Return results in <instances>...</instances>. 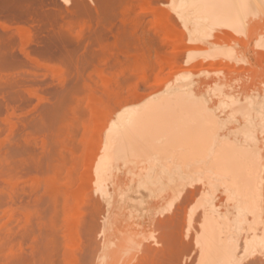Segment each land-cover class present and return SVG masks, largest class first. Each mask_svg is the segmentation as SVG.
Wrapping results in <instances>:
<instances>
[{"label":"rangeland","instance_id":"obj_1","mask_svg":"<svg viewBox=\"0 0 264 264\" xmlns=\"http://www.w3.org/2000/svg\"><path fill=\"white\" fill-rule=\"evenodd\" d=\"M168 1L0 0V264H264V16L235 34L206 20L200 1L172 0L173 12L191 13L185 31ZM92 95L112 117L144 104H201L213 136L255 168L253 187L231 189L207 158L154 153L94 173L112 181L101 200L82 180ZM56 100L68 104L57 107L63 115V103L49 107ZM206 218L226 262L206 254Z\"/></svg>","mask_w":264,"mask_h":264},{"label":"bare ground","instance_id":"obj_2","mask_svg":"<svg viewBox=\"0 0 264 264\" xmlns=\"http://www.w3.org/2000/svg\"><path fill=\"white\" fill-rule=\"evenodd\" d=\"M191 1H200L201 2V4L198 7V11L202 14H205V16H207L206 20L210 21L211 23H213L215 25L223 26V27L227 28L229 30V32H232L235 34H242V35L245 34V32H247V30L249 29L248 28L246 30V28L251 22L255 21L257 18L264 16V0H191ZM164 4L163 5H164V8H166V10H167V8H169V10H171V12H173L174 2L172 0H170V1H168V3H164ZM165 6H167V7H165ZM185 9H186V7L183 6V7L179 8V11L177 13H175V12H173V13L176 15L178 21L180 22V24L182 25V27L186 31V25H187L186 18H189L191 13L184 12ZM163 10L164 9L162 8V11ZM49 13H51V12H49ZM56 15L57 14H55V16ZM49 16H51V15H49ZM161 16H162L161 17V19H162L163 15H161ZM158 17H159V15H158ZM55 23L57 24V22H55ZM254 25L252 26L253 28L256 27V26L254 27ZM257 26H258V23H257ZM255 30H257V28ZM259 33L261 34V32H259ZM178 35H177V37H178ZM59 44H61V43H59ZM63 51L66 52V50H63ZM63 56H64V54H63ZM62 58H64V57H62ZM66 59L67 58H65V60ZM68 62H69V60H68ZM79 63H80V60H79ZM4 64L5 63H3V65ZM9 65H10V63H9ZM73 66L74 65L72 64V66L69 65L68 66L69 68L68 67L67 68L73 71V68H72ZM1 68L4 70V68H6V66H4V68L3 67H1ZM1 68H0V70H1ZM79 68H81V67L79 66ZM76 69H78V68H76ZM56 71H58V69H56ZM18 82H19V80L17 81V83ZM80 84L81 83H79V85ZM16 86H17V84H16ZM11 87H12L11 89H13V86H11ZM7 88L10 89V87H7ZM7 88H6V90H7ZM9 89H8V91H9ZM79 90H80V88H79ZM62 92L64 93V91H62ZM19 93L21 94V92H19ZM63 93H62V95H63ZM10 94H11V91H10ZM65 94L67 95V93H65ZM65 94H64L63 98L66 97ZM11 96H12V94H11ZM60 96H59V98L62 97V96L61 97ZM88 96H89V94H88ZM13 97H14V95H13ZM7 98H8V96H7ZM9 98H11V97L9 96ZM68 99L69 98H67V100ZM57 100H59V99H57ZM57 100L55 102H53V105L51 103L49 105V107L54 106V104H56V103H57L56 105H60V103H63L64 101L66 103V101H67L64 99V101H61L59 103ZM69 101H71V100H69ZM176 104H177L178 108H176L174 105H169V106H166L167 107L166 109H164L165 106H163L161 104H158L156 108H153V106L151 104H144V106L137 108L135 112L129 113L127 116L122 115V113H119V114L114 113V117H112L110 107L108 105H105L99 96H94V95L91 96V109H92V117H93L92 125H93L94 132L92 133V135L88 138V140L86 142V170H87V173L85 175V178H83V179L81 178V179L85 180V183L87 184V186L89 185L90 188H92L96 193L99 194L100 199H101V197L105 198L107 196L108 191H109V189L107 190V188H108L107 186H109L108 183L112 182V181L110 180L111 178H108L107 180L102 179V182L98 183V181L99 180L101 181V179H97V177L95 176L94 173L98 174V176L99 175L101 176L103 173V169L108 164L109 160L114 159V158L117 159L119 157L121 159H122V157H124L126 159H129V158H143V159L148 158V160H150V158H154V156H155V155H153L154 153L156 154V156L158 154H160V155H170V154L172 155L173 154L175 156L177 155L182 160L187 161L185 163H188V164H189V162L191 164H193L194 162H201V160L203 158L204 159L207 158L209 163L214 164L213 165V166H215L214 169H217L219 171H222V173H225V175L222 174V176L224 175V178L226 180H224V179L223 180L228 182L231 189L244 191L246 189V185L253 187V183L255 181V177H254L255 168L253 167V165L250 162L242 159L237 153H235L233 151V149L225 148L223 146L222 140H218L217 138H215L213 136V131L216 128V126L214 124V118L211 116L209 111L202 110L201 104H195L194 102H189V101L183 100V99L176 100ZM61 105L56 106V108L57 107L60 108V107L64 106L66 109V106L68 104L63 103ZM45 106H46V104H45ZM54 108H55V106L52 107L51 109L55 110L56 108L55 109ZM58 108L56 109V111L58 110L57 111L58 114L59 113L62 114V112L59 111ZM63 109H61V110H63ZM47 111L45 113L49 114V115L45 119L46 114L43 113V115H44L43 118L45 120H47L46 122H49L51 118H49V121H48V117H51V116L54 117L55 115H54V111L52 113V111L50 110L51 116H50V112H47ZM67 111H68V109H67ZM235 111L236 112H242V109L237 107L235 109ZM61 114H59V115H61ZM59 115L56 114L57 117ZM57 117H54L55 120L56 119L58 120ZM54 118H52L53 123L56 125V123H58V122H57V120L54 121ZM46 126H47V124H46ZM50 126L52 127L51 124H50ZM40 129H42V128H40ZM53 130H54V127H53ZM36 133H38V132H36ZM26 147H28V146H26ZM12 148L14 149L16 147L14 146ZM51 151H54V150H51ZM23 152H24V150H23ZM16 153H17V150H16ZM53 153L54 152H52L51 155ZM46 154H49V153L47 152ZM15 157H18V156H15ZM43 157H45V156H43ZM45 159L46 158L43 159L44 163H45V161H47L48 158L46 160ZM138 160H142V159H138ZM16 162H18V161H16ZM190 166H192V165H190ZM44 167H45L44 169H46V166H44ZM48 169L46 170L47 172H48ZM43 172H45V170ZM50 172H51V170H50ZM203 173L204 172H202V174ZM205 173L206 174H203V175H206V176L210 175V174L207 175L208 172H205ZM211 173L213 175V172H211ZM50 174H52V172ZM199 176H201V175H199ZM201 177H203L205 180L207 178V177L205 178L204 176H201ZM200 178L198 180H200V181L203 180V178L202 179H200ZM208 179H211V177L207 178V180ZM82 180H81V183L83 182ZM96 182L98 184L94 185ZM48 183L51 185V187L54 186L55 177L51 176L48 179ZM204 183H205V181H204ZM86 184L82 185V186L80 185L79 188L82 187L84 189ZM183 191H185V189ZM73 193H74L73 196L75 199V203L77 204L79 201H81V199L83 197L82 191L77 189ZM96 193H95V195H96ZM178 197L180 198V195ZM41 204H42V202H41ZM187 206H189V205H187ZM74 209H76V208H74ZM188 210H190V209H188ZM73 212H74V214H73ZM73 212H72V214H73L72 216L74 217V215L77 213L75 210ZM188 212L185 211V213H188ZM190 212H191V210H190ZM189 214H191V213H189ZM209 219L210 218H206L205 220H203L204 221L203 223L201 221L202 226H200V227H202V228L199 229V230H201L200 236L203 239V242L201 241V243L202 244L204 243L206 254L209 256L211 255V257H210L211 260H213L215 258L218 259L217 257H222L221 260L223 262H226L228 259L227 258L228 256H225L226 253L224 252V247L220 244V241H218V238L216 237V234H215L214 225L212 224V222ZM73 220H74V222H73ZM73 220H72V222L70 221L71 224L76 223L75 219H73ZM122 230H121V232H122ZM72 231L74 233L73 229H72ZM123 232H124V230H123ZM129 232H131V231H129ZM70 233H71V230H70ZM104 233H105V231H104ZM123 234H121V235H123ZM129 234L131 235V233H129ZM103 236H105V235H103ZM103 236H102V238H103ZM73 237H74V235H73ZM130 239L131 238H129V241L131 242L132 240H130ZM105 241H107V240L102 241V243ZM102 243H100V244H102ZM106 244H107V242H106ZM130 245H132V244H130ZM72 246H73V243H72ZM76 246H77V244H76ZM98 246H99V244H98ZM104 246H105V243H104ZM125 247L127 248L126 244H125ZM128 248L130 250V248L132 249V246L128 247ZM100 249H101V247H100ZM140 249H141V247L139 248V250ZM105 250H107V248ZM101 251L103 252V250H101ZM127 251H128V249H127ZM97 254H96V256L98 257ZM135 255L137 257L139 255V253H138V255L137 254H135ZM136 257H135V259H136ZM116 261H117V259H116ZM219 261H220V259H219ZM99 262H101V261H99ZM99 262H98V264H99ZM94 264H97V263H94Z\"/></svg>","mask_w":264,"mask_h":264}]
</instances>
